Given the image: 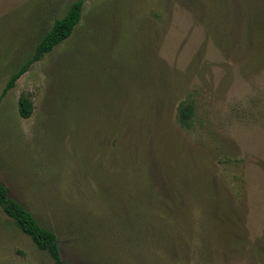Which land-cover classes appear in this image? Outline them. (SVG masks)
Masks as SVG:
<instances>
[{
    "label": "rangeland",
    "instance_id": "rangeland-1",
    "mask_svg": "<svg viewBox=\"0 0 264 264\" xmlns=\"http://www.w3.org/2000/svg\"><path fill=\"white\" fill-rule=\"evenodd\" d=\"M74 1L0 0L8 195L69 264H264V0H83L4 94ZM0 264H55L1 208Z\"/></svg>",
    "mask_w": 264,
    "mask_h": 264
},
{
    "label": "trees",
    "instance_id": "trees-1",
    "mask_svg": "<svg viewBox=\"0 0 264 264\" xmlns=\"http://www.w3.org/2000/svg\"><path fill=\"white\" fill-rule=\"evenodd\" d=\"M242 6V12H249V3L247 0ZM83 0L74 1L65 14L55 22L49 32L36 45L34 53L29 60L23 64L18 71L13 73L5 84L3 93L15 86L17 79L26 72L28 67L38 62L42 57L51 52L55 46L66 40L72 34L74 27L79 23ZM18 113L21 118L28 119L33 112V104L26 94H21L17 102ZM193 116V105L189 101H182L178 106L177 120L179 124L185 128L191 126V118ZM0 208L2 212L9 218L13 219L17 228L27 235L38 250L46 252L55 264H69L61 259L60 248L56 234L51 230L42 227L38 220L20 203L16 202L8 195L7 188L0 182ZM147 230V229H146ZM166 230V231H165ZM169 228H162L163 237ZM144 231V229L142 230ZM164 239H166L164 237ZM167 241V240H166Z\"/></svg>",
    "mask_w": 264,
    "mask_h": 264
}]
</instances>
